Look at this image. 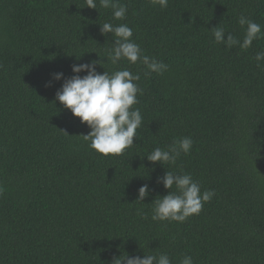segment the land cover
I'll return each instance as SVG.
<instances>
[{"label": "trees", "instance_id": "trees-1", "mask_svg": "<svg viewBox=\"0 0 264 264\" xmlns=\"http://www.w3.org/2000/svg\"><path fill=\"white\" fill-rule=\"evenodd\" d=\"M119 2L124 20L99 0L97 10L85 0H0V264H112L125 253L264 264V61L254 59L264 36L228 49L210 31L219 25L225 40H242L241 14L264 31V0ZM105 22L126 23L168 70L145 75L139 61L107 62L115 37L101 34ZM94 60L101 74L127 68L141 77L134 107L143 127L120 156L90 148L82 135L91 129L55 99L63 79L54 74L70 78L74 64ZM183 137L193 147L175 165L147 160ZM167 170L215 191L199 215L151 219L152 202L169 191L158 182ZM145 184L150 194L139 201Z\"/></svg>", "mask_w": 264, "mask_h": 264}, {"label": "clouds", "instance_id": "clouds-1", "mask_svg": "<svg viewBox=\"0 0 264 264\" xmlns=\"http://www.w3.org/2000/svg\"><path fill=\"white\" fill-rule=\"evenodd\" d=\"M85 3L86 7L97 10V0H85ZM152 3L161 8L168 6V0H152ZM99 7L112 9L115 20L126 18L127 5L120 3L119 0H99ZM238 23L241 27L247 26L242 40L231 33H227L225 40L226 30L218 25L210 30L214 41L228 49L239 46L240 49L247 50L255 40L264 36L261 25L245 15H240ZM100 31L102 35L112 34L115 37L106 57L107 62L117 65L121 60H127L130 64L139 61L147 70L145 75L152 72L162 74L168 70L167 64L144 54L140 45L132 39L133 30L126 23L114 25L105 22L101 25ZM254 59L257 66L261 67L264 51L258 52ZM98 64H101V61L74 64L72 66L74 75L70 78H64L63 73H55V80L63 79L62 87L57 90L55 99L91 129L88 134L82 135L85 141L90 142V148L103 156H120L134 145V137H139L137 130L143 127L141 111L134 107L139 104L137 94H143V89L137 83L141 77L127 68L112 72L106 70L101 74L96 70ZM82 72L87 74L81 77L79 74ZM193 143L191 137H183L166 148L156 147L146 158L150 162H159L164 166L175 165L181 153L184 155L190 153ZM158 182L169 191L167 195L157 196L160 198H155L152 202L153 221L185 222L190 216L199 215L204 204L215 196L214 190L201 191V185L189 173L167 170L163 177L158 178ZM173 186L175 190L170 191ZM3 192L4 188L0 186V195ZM149 194V187L145 184L138 189L137 200L143 201ZM143 218L148 217L145 214ZM112 264H172V261L167 253L145 254L143 258L125 253L115 257ZM180 264H194V261L190 255H185Z\"/></svg>", "mask_w": 264, "mask_h": 264}]
</instances>
